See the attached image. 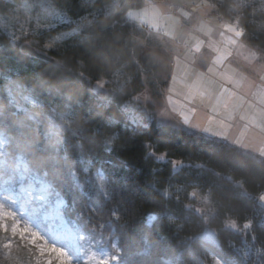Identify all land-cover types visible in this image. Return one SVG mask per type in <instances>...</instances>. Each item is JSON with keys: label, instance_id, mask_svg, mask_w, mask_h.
<instances>
[{"label": "snow or ice", "instance_id": "obj_1", "mask_svg": "<svg viewBox=\"0 0 264 264\" xmlns=\"http://www.w3.org/2000/svg\"><path fill=\"white\" fill-rule=\"evenodd\" d=\"M28 7L30 6L25 4V8ZM39 7L44 23L38 18L32 35L40 36L41 40L26 41L18 50L20 56L31 58L32 62L28 67L32 75L11 80V75L19 77L20 74L0 72V79L9 82L4 90L7 107L0 104V177H3L2 191L8 194L0 197V253L8 264H17L14 250H23L29 256H34L35 264H53V255L59 264H74V260L82 253L88 256L92 264H109L110 259L118 260V264H131L126 257H119L120 247L110 242L116 238L118 230L123 231L127 227L126 224L119 223L120 212L123 210L128 214L129 209L124 207L123 199L119 203H116V199L121 191L135 194V189L118 183L112 179L111 171L97 166L100 157L95 153L96 146H102L108 153L115 151L117 147L122 151H132L138 146L141 158L145 161L166 159L165 154H157V148L164 143L163 139L156 140L155 143L137 139L146 133L153 135L149 131L153 125L161 134L164 129L179 127L170 121L167 108L158 109L156 101L149 95L148 85L155 80L152 69L163 62L158 50L169 54L171 52L170 42L164 40V36L171 35L172 41L179 39L182 42L186 49L185 55L192 56V65L199 61L207 66L208 57H211L212 66H207V72L219 74L229 83L233 82L232 76L218 72L215 66L223 67L233 56V49H248L245 59L250 62L249 70L256 72L258 79L264 82V74H261L264 73V48L255 46L249 49L248 44L242 40L247 36L249 40L256 41L259 34L255 31L246 33L240 24L241 16L247 15L249 9L264 16V0H234L233 4L226 3V0H216L213 4L207 3V0H193L191 12L184 11L181 5L163 0L161 4L154 6L157 16L165 23L171 21V26L163 35L151 32L144 35L135 26L132 32L124 31L127 22L136 19L129 9L139 7L129 4L127 0H114L101 13H92L94 17H98L106 11L112 17L111 23L107 25L100 24L97 19L98 27L95 28L84 25L83 20L86 18L71 19L64 10L56 8L51 0H42ZM221 10H226V15H236L225 20L220 15ZM177 12L181 13L179 17ZM193 19L197 26L195 30L201 32L205 39L194 38L195 43L189 45L188 40L183 39V32L185 25L192 23ZM214 29L219 41L213 39ZM260 29V34H264V24L260 25ZM137 31L140 35H136ZM11 36L9 44H0V48H16L19 37L14 33ZM49 50L62 58L48 56ZM3 62L0 58V65ZM252 62H259V72L256 67L251 66ZM130 65L135 69V81L142 86L140 89L131 88L134 77L128 71ZM41 68L43 71L39 70ZM212 84L213 81L209 79L208 87L202 88L198 78L192 85L188 98L193 103L199 99L202 105L217 113L221 107L223 92L219 96L214 95ZM85 92L88 94V102L81 103V96ZM258 94L264 95V89L258 90ZM18 97L27 106L20 104ZM167 100L169 104L172 103L171 96ZM45 105L54 107L46 112ZM229 107L225 101L223 108L226 112ZM58 108L62 110L57 111ZM105 110H108V114ZM80 111L84 112V118H77ZM113 111L122 114L119 120L111 115ZM196 111L195 107L190 109L193 114ZM42 113L52 123V129L44 133V140L55 139V143H50L47 147L36 144L32 136L34 126L44 123ZM181 115L184 125L203 133H211L218 138L213 142L228 152L234 150L233 145L245 149L249 147L239 138H230L226 131L212 132L208 127L201 129L199 124L190 123L189 115L183 112ZM235 119L229 112L227 120ZM240 119L245 120V117ZM57 120L60 123H55ZM211 120H215V117H211ZM219 124L222 129L233 127L224 120H220ZM250 125L254 129V137L264 142V109L258 118L244 123V132L240 133L242 137ZM65 133L67 139L64 137ZM193 134H196L195 131ZM69 145L75 152L74 160L68 154ZM38 152L44 155H37ZM259 157L256 159L249 155V159L264 173V148L260 149ZM168 163L171 165V172L165 180L160 181L168 187L160 189L156 187V183L149 187L162 197L170 198L169 202L172 197L170 189L174 188L177 193L176 211L165 206L161 213L148 214V224L151 225L157 219L164 220L179 232L182 225L177 220L185 211H194L203 216L204 209L184 204L178 195L191 188L190 195L208 206L209 212L215 211L217 207L233 213L248 210L253 212L251 217H246L243 228L239 230L243 236V247L235 248L230 242L231 252L218 247L216 255L220 258L215 264H264V194L256 197L248 193L243 190L242 184L234 182L231 177L221 176L208 167L207 163H183L178 160H168ZM185 169L188 171H184ZM206 175L223 180L228 186L209 183L204 180ZM54 185H62L69 193L75 188L84 202L80 207L76 206L75 200L71 202L69 211L75 213L79 222L71 235L60 236L54 226L47 229L54 245L47 248L41 232L31 226L30 221L22 225L17 212L7 210L5 202L10 201L13 205L21 202L22 209H31L32 215L36 216L50 194L64 205L60 192ZM201 192L204 193L203 196L200 195ZM233 198H244L245 208L233 206L230 203ZM257 207L259 212L256 211ZM225 227L235 229V221H226ZM207 235L209 239L216 238L214 231ZM60 240L73 249L72 253L63 244L56 246ZM109 247L114 251H109ZM76 264L79 262L76 261ZM147 264L161 262L148 261ZM165 264H174V261H167ZM196 264H203V261L197 260Z\"/></svg>", "mask_w": 264, "mask_h": 264}, {"label": "trees", "instance_id": "obj_2", "mask_svg": "<svg viewBox=\"0 0 264 264\" xmlns=\"http://www.w3.org/2000/svg\"><path fill=\"white\" fill-rule=\"evenodd\" d=\"M14 1V0H13ZM147 0H127L129 4L139 5L136 8L141 9L145 7ZM213 3L216 0H208ZM54 6L58 9L64 10L67 15L75 20L79 18H86L83 20L84 25L90 26V28L98 27L97 19L100 24L107 25L111 23L112 17L108 16L107 12L94 17L92 13H101L108 5H111L114 0H51ZM226 3L233 4L234 0H226ZM9 0H0V44L8 45L11 40V36L6 33L2 26V19L7 18L9 8L14 6ZM226 10H221L220 15L224 19L229 20L230 16L235 17L234 13L229 15L225 14ZM123 23V20H121ZM240 24L245 28L246 33H252L253 31L259 34V39L256 41L249 40L248 37H244V41L249 47L253 48L259 46L264 48V34L261 33L260 25L264 24V16H261L259 12H253L249 9L247 15H242L240 18ZM133 26L136 29L142 30L144 35L148 32L137 22L129 20L127 27L124 31L132 32ZM68 30V29H65ZM136 35H140L137 31ZM142 38V37H141ZM36 40H41V37H37ZM20 43H17L16 48H0V58L3 59V65H0V72H12L19 73L20 76L11 75V80H17L18 78L30 77L32 72L30 71L28 64L31 63V58L26 56H20L18 53ZM35 47V46H33ZM71 53H69L70 55ZM48 55L61 59L56 52L49 50ZM139 59V57H137ZM143 63V61H141ZM33 63V67H35ZM162 68V66H161ZM43 71V69H39ZM130 74L134 77V83L131 88L140 89L142 86L135 81V69L128 68ZM153 73L159 72V66L152 69ZM170 74H168L169 76ZM156 76L153 83L148 86L157 88L158 82H156ZM8 80L0 79V104L7 107V100L4 99V90L8 87ZM165 84V81L163 82ZM18 102L24 106V101L17 98ZM88 102V94L85 92L81 96V103ZM54 106L45 105V111L49 112ZM57 111L62 108L56 109ZM108 114V110H105ZM111 115L119 120L121 113L113 111ZM44 123L42 125H35L32 132L33 139L36 144H43L48 146L50 143H55V139L52 141L44 140V133L52 129V123L44 118V114H41ZM77 118H84V112L80 111L77 114ZM60 123V121H55ZM54 130V129H53ZM149 131L153 135L147 133L138 137V140H151L153 143L156 140L163 139L164 143L157 148V154H165L166 161H145L141 158L142 153L138 150L122 151L120 148H116L115 151L108 153L105 152L102 146H96L95 153L100 157L97 166H103L113 173L112 179L118 183L126 184L129 189H135V194L125 193L121 191V194L116 199V203L120 200H124V207L128 208V214H125L123 210L120 212L121 220L120 224H126L127 227L123 231H117L116 238L110 243H116L121 251L118 254L119 257H126L131 261V264H147L148 261H160L161 264H165L167 261H174V264H196V261H203V264H215V261L220 257L216 255V249L222 248L226 252L233 251L229 248V242L235 245V248L243 247V236L240 233V229L243 228V224L246 222V217H251L253 212L251 210L243 211L239 213L226 212V210L217 207L213 211V215L204 214L203 216L196 212L185 211L181 217L177 220V223L182 225V230L177 232L174 226H169L164 220H155L151 225L147 222L148 214L161 213L167 206L171 211L175 212V197L177 193L175 189L172 191L171 202L170 198L162 197L159 192L149 187V185L156 183V187L163 189L168 187L167 184H162L160 181L165 180L170 172L171 165L168 160L181 161L183 163L195 162V163H207L208 167L214 169L220 173L221 176L231 177L234 182L243 185V190L248 193L259 197L264 193V173H262L259 167L249 159V155L259 159L260 157L241 149L233 145V151L228 152L226 149L219 147L214 140L216 138L208 137L202 133L196 132L190 129L178 127L176 129L167 128L161 131L154 125L150 127ZM67 139V133L64 134ZM123 143V141H120ZM238 149V151H237ZM35 149H33L34 151ZM69 156L73 160L75 159V152L69 145ZM37 155H44V153H37ZM121 164L124 166L122 167ZM184 171H188L185 169ZM159 173L158 175L156 173ZM204 180L209 183H216L225 185V181L217 179L211 175H206ZM3 177H0V189L2 188ZM60 192V196L64 201V205H61L57 201L54 195H49V199L45 202L44 206L40 209L36 215L39 220L45 221V226L56 227L60 224V220L63 219L75 229L78 226V220L74 212L69 211L72 200H75L76 206L84 202L80 194L73 188L72 192H66L62 185H54ZM115 187V185L113 186ZM142 189V190H141ZM192 189H187V192L179 193L180 199L184 204H191L194 208H199V198H193L190 193ZM200 195H204L203 192ZM71 198V199H70ZM131 200V203H128ZM230 203L233 206L245 208L244 198H233ZM67 205V207H65ZM113 205H109L112 207ZM259 212V207L256 208ZM27 212L31 216L32 210ZM226 221H235L240 225L238 229L226 228ZM214 231L216 233L215 240L208 238V233ZM108 233L106 232V235ZM2 235V234H0ZM80 243H83L81 241ZM260 246V245H258ZM87 251V246H85ZM109 251H114L109 247ZM13 255L16 257L17 264H35V257L29 256L23 250H14ZM235 255V253H234ZM80 264H92L88 256L81 254ZM53 264H59L57 258L52 257ZM0 264H8L5 261L2 253H0ZM109 264H118V260L110 259Z\"/></svg>", "mask_w": 264, "mask_h": 264}, {"label": "rangeland", "instance_id": "obj_3", "mask_svg": "<svg viewBox=\"0 0 264 264\" xmlns=\"http://www.w3.org/2000/svg\"><path fill=\"white\" fill-rule=\"evenodd\" d=\"M9 1L15 3V5L9 8L7 18L2 19L4 31L10 36L14 33L15 36L19 37L17 43H20L21 45L25 44L26 41L36 40L39 36L32 35V31L36 27L37 19L39 18L40 22L44 23L41 15L42 10L39 7L42 0ZM162 2L163 0H147L145 7L141 9H129V11H131L136 17V19L132 21L138 22L148 33L151 32L156 35H163L166 29L171 26V21L169 20L165 23L162 18L155 14L157 9L154 6H158ZM168 2L181 5L183 10L187 12H191L193 6V0H168ZM195 2H199V0H195ZM207 3L213 4V2L208 0ZM25 4L30 7L26 9ZM176 15L179 17L181 13L177 12ZM234 15L236 14L234 13ZM196 27L195 19L192 20V23L185 25L183 39L188 40L189 45L194 44L195 39H205L201 32L195 30ZM226 35L231 34L226 33ZM213 39L218 41L220 39L216 34L215 29L213 32ZM164 40L170 42L171 52L169 54L158 50V55L162 57L163 62L159 65V72L156 73L155 76L157 78L156 82L160 78L161 81L158 82L156 89L155 87L148 86L150 89L149 95L156 101L158 109L162 110L167 108L170 121L179 125V127L202 133L211 138H215L211 135V133H203L184 125L181 112L189 115L190 123L199 124L201 129L208 127L211 128L212 132L226 131L230 138H239L244 143L249 145L248 148L241 149L259 156L260 149L264 148V142H261L258 137H254V129L251 125L243 137L240 135L241 132H244V123L252 120L253 118H258L259 113L262 109H264V95L258 94V90L264 89V82L258 79L256 72L249 70L250 62L245 59L248 49L240 51L233 49V56L225 62L223 67L215 66L218 72L232 76L233 82L229 83L226 79H222L219 74L207 72V66H212L211 57H208L207 66L199 61L196 65H192V56L190 54L185 55L186 49L179 39L172 41L171 35H167L164 36ZM221 47H223V44H221ZM250 48L251 47H249V49ZM251 66L256 67L257 72H259V62H252ZM168 74L170 75L168 76ZM201 74L203 75L201 76ZM198 78L202 88L208 87L207 81L209 79L213 81L211 89L214 95L219 96L220 93L223 92L221 107L218 108L217 113H213L211 108L202 105L199 99L193 103L188 98L190 89ZM164 81L165 84H163ZM224 89H228V91L225 92ZM157 92L162 94L157 95ZM168 96H171L172 98L171 104L168 103ZM225 101L230 105L227 112L223 108V103ZM192 107L197 109L194 114L190 112ZM173 108L175 111H172ZM229 112L236 117L235 120H227ZM211 117H215V120L210 121ZM240 117H245V120H241ZM220 120H224L226 123L232 124L233 127L229 129H222L219 124ZM235 146L240 148L238 145ZM166 160L167 159L164 161ZM7 195L8 194L4 193L1 188L0 197ZM20 203L21 202H17V204L13 205L10 201L5 202V208L10 211H16L20 217L22 225H24L26 221H30L31 226L39 230L45 237V246L47 248L53 247L54 245L49 239L50 233L47 231L48 228L45 226V221L39 220L37 216H31L29 212L20 207ZM198 207L205 210L204 214L213 215V212H209L208 206L200 203V201ZM238 227L241 226L236 224L235 229H238ZM54 230L60 236L71 235L74 232V228L63 219L60 220V224L58 226L54 227ZM60 244H63L65 249L69 253H72L73 249L63 240H60L56 246H60ZM80 256L74 260V264H76V261H78L79 264L81 263ZM52 257L56 258L55 255Z\"/></svg>", "mask_w": 264, "mask_h": 264}, {"label": "bare ground", "instance_id": "obj_4", "mask_svg": "<svg viewBox=\"0 0 264 264\" xmlns=\"http://www.w3.org/2000/svg\"><path fill=\"white\" fill-rule=\"evenodd\" d=\"M136 22V21H135ZM138 23V22H137ZM244 40V38H242ZM245 42V41H244ZM251 49V48H250ZM49 56V55H48Z\"/></svg>", "mask_w": 264, "mask_h": 264}]
</instances>
